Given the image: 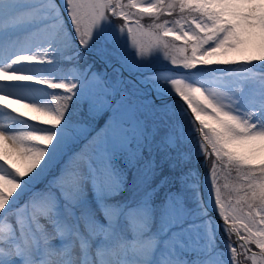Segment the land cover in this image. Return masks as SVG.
<instances>
[{
	"label": "snow or ice",
	"instance_id": "obj_1",
	"mask_svg": "<svg viewBox=\"0 0 264 264\" xmlns=\"http://www.w3.org/2000/svg\"><path fill=\"white\" fill-rule=\"evenodd\" d=\"M0 264H264V0H0Z\"/></svg>",
	"mask_w": 264,
	"mask_h": 264
},
{
	"label": "rangeland",
	"instance_id": "obj_2",
	"mask_svg": "<svg viewBox=\"0 0 264 264\" xmlns=\"http://www.w3.org/2000/svg\"><path fill=\"white\" fill-rule=\"evenodd\" d=\"M38 67H40V66L38 65ZM97 67L100 68L102 66L101 65H97ZM153 67L156 70H164V69L170 68L171 65L161 59L159 61H154ZM57 91H61V90H57ZM11 106L18 108L19 111L25 112L28 117L33 118L34 122H36L38 124L46 119V117H44L41 113L33 112V111H31L30 109H27V108H21L18 105H11ZM185 106L186 105H184V107ZM9 163H11L14 167H22L21 162L15 157V155L11 154L10 152H9ZM221 176H223V174H221Z\"/></svg>",
	"mask_w": 264,
	"mask_h": 264
},
{
	"label": "bare ground",
	"instance_id": "obj_3",
	"mask_svg": "<svg viewBox=\"0 0 264 264\" xmlns=\"http://www.w3.org/2000/svg\"><path fill=\"white\" fill-rule=\"evenodd\" d=\"M25 66H27V65H25ZM32 67H38V65H31ZM14 160V159H13Z\"/></svg>",
	"mask_w": 264,
	"mask_h": 264
},
{
	"label": "water",
	"instance_id": "obj_4",
	"mask_svg": "<svg viewBox=\"0 0 264 264\" xmlns=\"http://www.w3.org/2000/svg\"><path fill=\"white\" fill-rule=\"evenodd\" d=\"M185 108H187V105L185 106ZM188 112H190V109H188Z\"/></svg>",
	"mask_w": 264,
	"mask_h": 264
}]
</instances>
